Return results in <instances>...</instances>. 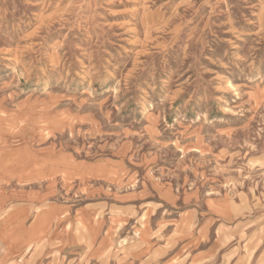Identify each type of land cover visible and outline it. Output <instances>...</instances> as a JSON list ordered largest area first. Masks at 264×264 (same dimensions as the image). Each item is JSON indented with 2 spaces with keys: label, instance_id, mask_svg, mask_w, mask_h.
Here are the masks:
<instances>
[{
  "label": "rangeland",
  "instance_id": "rangeland-1",
  "mask_svg": "<svg viewBox=\"0 0 264 264\" xmlns=\"http://www.w3.org/2000/svg\"><path fill=\"white\" fill-rule=\"evenodd\" d=\"M114 166L230 200L199 264H264V0H0V177Z\"/></svg>",
  "mask_w": 264,
  "mask_h": 264
},
{
  "label": "crops",
  "instance_id": "crops-1",
  "mask_svg": "<svg viewBox=\"0 0 264 264\" xmlns=\"http://www.w3.org/2000/svg\"><path fill=\"white\" fill-rule=\"evenodd\" d=\"M20 172L0 177V264H199L234 216L229 199L185 195L147 166H114L94 183Z\"/></svg>",
  "mask_w": 264,
  "mask_h": 264
}]
</instances>
